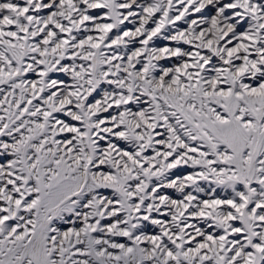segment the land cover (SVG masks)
I'll return each instance as SVG.
<instances>
[{
  "label": "snow or ice",
  "instance_id": "6c2138e0",
  "mask_svg": "<svg viewBox=\"0 0 264 264\" xmlns=\"http://www.w3.org/2000/svg\"><path fill=\"white\" fill-rule=\"evenodd\" d=\"M0 264H264V0H0Z\"/></svg>",
  "mask_w": 264,
  "mask_h": 264
}]
</instances>
